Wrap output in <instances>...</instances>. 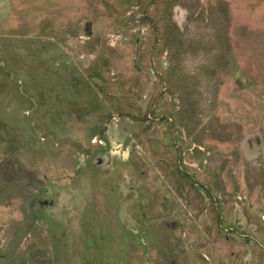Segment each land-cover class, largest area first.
Returning <instances> with one entry per match:
<instances>
[{"label":"rangeland","instance_id":"1","mask_svg":"<svg viewBox=\"0 0 264 264\" xmlns=\"http://www.w3.org/2000/svg\"><path fill=\"white\" fill-rule=\"evenodd\" d=\"M263 210L264 0H0V264H264Z\"/></svg>","mask_w":264,"mask_h":264},{"label":"water","instance_id":"2","mask_svg":"<svg viewBox=\"0 0 264 264\" xmlns=\"http://www.w3.org/2000/svg\"><path fill=\"white\" fill-rule=\"evenodd\" d=\"M254 211H256V208H253ZM263 216H264V210H263Z\"/></svg>","mask_w":264,"mask_h":264}]
</instances>
